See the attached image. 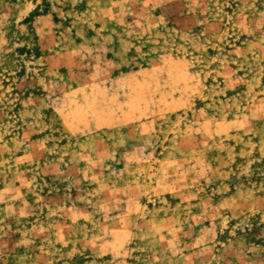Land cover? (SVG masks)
Returning <instances> with one entry per match:
<instances>
[{
	"label": "rangeland",
	"instance_id": "1",
	"mask_svg": "<svg viewBox=\"0 0 264 264\" xmlns=\"http://www.w3.org/2000/svg\"><path fill=\"white\" fill-rule=\"evenodd\" d=\"M0 264H264V0H0Z\"/></svg>",
	"mask_w": 264,
	"mask_h": 264
}]
</instances>
